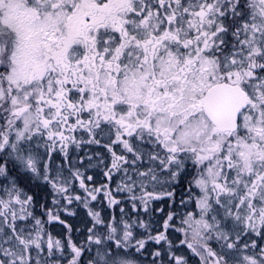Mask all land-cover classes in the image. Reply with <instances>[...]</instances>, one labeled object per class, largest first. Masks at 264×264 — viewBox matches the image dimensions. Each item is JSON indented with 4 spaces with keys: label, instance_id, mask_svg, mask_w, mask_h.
<instances>
[{
    "label": "snow or ice",
    "instance_id": "6c2138e0",
    "mask_svg": "<svg viewBox=\"0 0 264 264\" xmlns=\"http://www.w3.org/2000/svg\"><path fill=\"white\" fill-rule=\"evenodd\" d=\"M0 264H264V0H0Z\"/></svg>",
    "mask_w": 264,
    "mask_h": 264
}]
</instances>
